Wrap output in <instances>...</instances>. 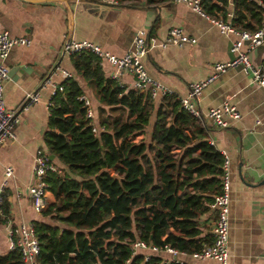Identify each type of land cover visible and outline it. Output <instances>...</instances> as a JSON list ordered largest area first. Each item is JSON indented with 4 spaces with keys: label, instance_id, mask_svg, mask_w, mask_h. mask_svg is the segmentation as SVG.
Here are the masks:
<instances>
[{
    "label": "trees",
    "instance_id": "obj_1",
    "mask_svg": "<svg viewBox=\"0 0 264 264\" xmlns=\"http://www.w3.org/2000/svg\"><path fill=\"white\" fill-rule=\"evenodd\" d=\"M135 1L117 0H142ZM164 1L173 0H146ZM201 4L213 17L232 9V23L240 29L254 31L264 21V0ZM70 54L75 76L65 78L50 98L42 150L61 170L46 176L55 203L42 212L58 223L32 222L40 243L37 263L164 264L159 255L133 254L137 240L189 254L201 249L194 235L208 209L205 202L219 191L223 163L202 119L182 108L175 94L156 100L106 77L101 59L90 51ZM84 88L97 103L93 119L78 99ZM6 199L0 221L7 223ZM0 264L24 263L10 249Z\"/></svg>",
    "mask_w": 264,
    "mask_h": 264
},
{
    "label": "crops",
    "instance_id": "obj_2",
    "mask_svg": "<svg viewBox=\"0 0 264 264\" xmlns=\"http://www.w3.org/2000/svg\"><path fill=\"white\" fill-rule=\"evenodd\" d=\"M218 14L226 16V13L225 16ZM172 26L182 27L196 41L155 45L143 58V65L153 79L179 98L186 96L190 83L212 74L215 63L232 57V35L221 33L210 20L185 3L173 0L150 4L142 0L132 5L99 0H0V31L30 40L29 45L11 49L6 59L8 70L16 67L3 83V99L6 109L17 119V139L0 146V185L5 179L6 167H11L13 172L4 186L8 222L0 221V255L10 250L8 226H33L32 222L39 218L58 223L52 216L45 218L35 212L28 186L33 179L36 154L46 148L43 137L52 113L49 101L54 88L66 78L62 71L75 76L72 54L66 51L61 54L66 39L88 40L105 52L122 56L139 30L161 43ZM250 58L255 64L264 62V44ZM55 64V71L42 84ZM101 65L105 76L110 77L112 67L106 62ZM76 78L84 87L85 81ZM118 83L130 88L132 76L122 73ZM28 93H36L39 99L25 109ZM84 94L91 95V92L84 88ZM225 102L233 105L241 116H225L228 125L220 128L205 113ZM196 104L207 127L208 141L229 158L228 264H264V88L252 82L250 75L241 69L230 68L203 89ZM96 107L94 103L95 114ZM47 200L49 206L55 203L51 192ZM212 201L205 202L208 209L202 213L194 235L203 244L212 242L214 211L209 206ZM140 251L151 253L148 249ZM152 254L159 255L164 264L175 260L166 251ZM176 258L180 264H214L211 259L192 258L183 251Z\"/></svg>",
    "mask_w": 264,
    "mask_h": 264
},
{
    "label": "built area",
    "instance_id": "obj_3",
    "mask_svg": "<svg viewBox=\"0 0 264 264\" xmlns=\"http://www.w3.org/2000/svg\"><path fill=\"white\" fill-rule=\"evenodd\" d=\"M106 3H117V0H99ZM175 2L185 3L192 10L210 20L219 31L226 35H232L233 39L230 45V53L232 57L228 61L218 62L213 65L214 72L206 78L192 82L188 86L186 96L177 98L182 108L192 115L202 119V113L197 107V100L203 89L207 87L220 73L230 68H239L250 75L251 81L264 88V62L255 64L252 62L250 55L264 44V21L260 27L254 31L240 29L233 25V12H226L225 17H213L207 14L202 7V0H174ZM196 38L190 36L180 26H172L168 29L164 42L158 43L155 38H148L145 31L139 30L132 40L131 47L122 56H117L103 51L98 45L88 40H74L68 37L63 48L68 53H75L82 50L90 51L97 55L101 62L108 63L113 72L110 78L120 79L122 73H128L132 76V88L140 92H149L152 99L164 97L173 94L167 87L153 79L146 71L143 65V58L149 55V51L155 45L165 46L166 44L182 45L186 42H195ZM30 40L26 37H11L7 31H0V146L7 142H14L17 139L15 124L17 122L11 110L6 109L3 99V83L8 78V66L6 59L11 49L16 46L29 45ZM62 75L66 78L71 77V73L62 71ZM121 85V84H120ZM56 89L61 86L56 85L52 95ZM39 97L36 93H28L24 108L38 101ZM78 99L82 102L85 115L89 119L95 116L91 98L86 94H81ZM50 104V102H49ZM205 115L220 128L227 127L228 123L225 116L239 118L241 115L236 108L225 102L220 106L211 107ZM96 132V127H92ZM223 163L221 166L220 188L210 203V208L214 211L213 225L211 228L212 242L204 244L201 249L190 254L192 258L211 259L214 264H228V230H229V202H230V173L229 158L226 153H222ZM33 179L28 186V192L32 200L33 208L36 213L41 214L48 206L47 195L49 193L46 176L49 173L60 174L61 170L57 166L49 162L48 158L39 151L33 162ZM13 175L11 167L5 169V179L0 185V212L4 201V186L7 179ZM7 236L9 240V248L17 249L22 256L24 264H38L37 257L40 252L39 239L32 225L26 224L8 226ZM140 249H148L151 253L145 254L149 259L152 253L166 251L175 256V263L179 260L176 258L179 253L168 246L158 247L156 245L147 244L137 240L132 244L133 254ZM264 259V251H263Z\"/></svg>",
    "mask_w": 264,
    "mask_h": 264
},
{
    "label": "water",
    "instance_id": "obj_4",
    "mask_svg": "<svg viewBox=\"0 0 264 264\" xmlns=\"http://www.w3.org/2000/svg\"><path fill=\"white\" fill-rule=\"evenodd\" d=\"M64 51H65L64 48H62V52H61V54H63ZM56 67H57V64H55V65L51 68V70H50L49 73L46 75V77L43 78L42 84L45 83V81L49 78V76L51 75V73L55 71ZM15 69H16V67H14V68L8 70V76L11 77V76L13 75ZM49 157H50V159H53V158H54L53 155H50Z\"/></svg>",
    "mask_w": 264,
    "mask_h": 264
},
{
    "label": "rangeland",
    "instance_id": "obj_5",
    "mask_svg": "<svg viewBox=\"0 0 264 264\" xmlns=\"http://www.w3.org/2000/svg\"><path fill=\"white\" fill-rule=\"evenodd\" d=\"M138 1V0H137ZM137 1H135V2H137Z\"/></svg>",
    "mask_w": 264,
    "mask_h": 264
}]
</instances>
